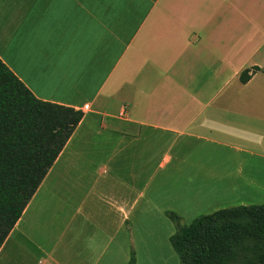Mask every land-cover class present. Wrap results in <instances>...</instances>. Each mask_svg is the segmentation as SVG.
Returning a JSON list of instances; mask_svg holds the SVG:
<instances>
[{"label":"crops","instance_id":"crops-1","mask_svg":"<svg viewBox=\"0 0 264 264\" xmlns=\"http://www.w3.org/2000/svg\"><path fill=\"white\" fill-rule=\"evenodd\" d=\"M0 60L83 112L0 264H126L159 168L204 171L203 143L264 158V0H0Z\"/></svg>","mask_w":264,"mask_h":264},{"label":"trees","instance_id":"trees-1","mask_svg":"<svg viewBox=\"0 0 264 264\" xmlns=\"http://www.w3.org/2000/svg\"><path fill=\"white\" fill-rule=\"evenodd\" d=\"M255 70H242L239 81ZM82 117L79 109L36 98L0 60V246ZM169 240L179 264H264V203L177 224ZM126 264H135L133 254Z\"/></svg>","mask_w":264,"mask_h":264},{"label":"rangeland","instance_id":"rangeland-1","mask_svg":"<svg viewBox=\"0 0 264 264\" xmlns=\"http://www.w3.org/2000/svg\"><path fill=\"white\" fill-rule=\"evenodd\" d=\"M199 148L206 166L204 171L157 170L158 192L152 199L155 203L152 202L150 208L143 212L142 241L137 242L135 250L127 252L129 256L133 253L134 260L137 253L138 264H179V256L169 240L176 232L177 224L187 226L195 218L221 208L264 203V158L234 153L211 143L200 144ZM239 161L260 168L246 170L243 172L244 178L235 179L233 176L236 172L225 166L235 165ZM237 182H253L259 186L249 188L244 192L245 197L238 193V197L230 189V185ZM215 183L222 185L217 191L211 188ZM240 198L247 202L238 203ZM171 215L177 216V221Z\"/></svg>","mask_w":264,"mask_h":264}]
</instances>
